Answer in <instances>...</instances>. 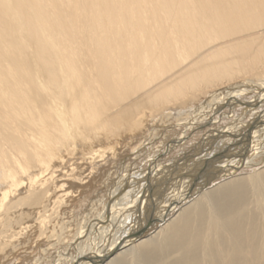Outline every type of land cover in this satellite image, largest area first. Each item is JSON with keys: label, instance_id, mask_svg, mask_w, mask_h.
<instances>
[{"label": "bare ground", "instance_id": "bare-ground-1", "mask_svg": "<svg viewBox=\"0 0 264 264\" xmlns=\"http://www.w3.org/2000/svg\"><path fill=\"white\" fill-rule=\"evenodd\" d=\"M0 264H264V0H0Z\"/></svg>", "mask_w": 264, "mask_h": 264}, {"label": "rangeland", "instance_id": "rangeland-1", "mask_svg": "<svg viewBox=\"0 0 264 264\" xmlns=\"http://www.w3.org/2000/svg\"><path fill=\"white\" fill-rule=\"evenodd\" d=\"M198 141H199V140H198ZM196 143H197V142H196ZM248 172H249V170H248ZM251 172H252V170H250V173H251ZM104 194H105V193H104ZM94 195H96V194H94ZM87 206H88V208H89V204H88ZM153 229L156 230L157 228L154 227ZM153 229H151L152 231H150V232H148V233H152V232H153ZM155 230H154V231H155ZM64 252L67 253L68 251H64ZM71 253H72V252H71ZM33 257L36 258L35 255H31V256H30V260H31V259L33 260V259H34ZM50 259H51V258H50ZM33 261H34V260H33ZM33 261H32V263H33Z\"/></svg>", "mask_w": 264, "mask_h": 264}]
</instances>
